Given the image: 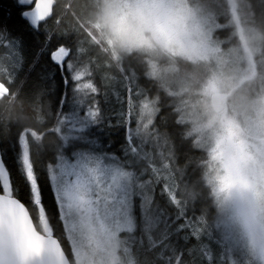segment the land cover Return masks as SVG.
Instances as JSON below:
<instances>
[{
	"label": "snow or ice",
	"instance_id": "snow-or-ice-1",
	"mask_svg": "<svg viewBox=\"0 0 264 264\" xmlns=\"http://www.w3.org/2000/svg\"><path fill=\"white\" fill-rule=\"evenodd\" d=\"M6 11L0 15L3 58L12 74L47 90L61 118L54 141L35 132L13 133L11 144L5 137L0 149V264H77V247L97 237L109 242L123 238L132 249L154 250L149 264H234L233 238L210 230L197 202L180 198L171 174L152 161L149 146L159 144L160 127L167 122L145 121L141 91L136 89V101L128 96L127 112L116 91L121 108L106 112L98 99L100 88L76 69L75 39L53 26L54 0H13ZM121 129H126L123 157L110 148ZM47 150L52 151L49 162L39 166ZM9 151L15 153L13 164L7 162ZM33 218L38 226L29 228Z\"/></svg>",
	"mask_w": 264,
	"mask_h": 264
},
{
	"label": "trees",
	"instance_id": "trees-1",
	"mask_svg": "<svg viewBox=\"0 0 264 264\" xmlns=\"http://www.w3.org/2000/svg\"><path fill=\"white\" fill-rule=\"evenodd\" d=\"M194 5H206L218 14L221 22L228 26L220 29L223 32L237 34L238 28L243 24L259 31L263 35L262 52L255 56L256 72L259 76L264 75V0H237V13L239 14L240 24L232 22V12L229 0H189ZM13 0H0V15H6L7 9L12 5ZM96 7V0H55L54 6V27L66 34H70L76 41L75 66L76 69L84 73L83 80H91L95 84L101 83L102 90L107 91V99L104 93L101 98V106L107 111L121 108L115 94L120 91L123 101V109L127 112V99L131 95L136 101V91H144V95L152 96L154 91L162 94L161 100L157 102L154 121L159 125L161 121L167 122V127H160L159 134L168 139L170 151H164L159 155L155 148L149 146L153 153L152 161L164 171L171 174L178 185V195L183 200L191 204L197 202V207L203 210L206 216V226L212 230L225 234L226 227L221 225L215 206L213 204V193L209 184L206 182V172L208 169L209 153L200 148L196 143L195 137L189 134L188 124L181 118V112L177 109L174 97L167 95L161 81L154 78L150 73L147 53L132 51L121 56L115 57L109 44L95 38L89 33L86 24L92 18ZM239 25V26H238ZM5 49L0 45V83L7 87V93L0 97V149L5 146V137L11 144V134L17 132H35L43 137L45 141H54L58 134V120L61 118L58 109L54 105L52 97L47 90L30 84L26 77L12 74L11 64L3 58ZM180 64L189 66L186 60L176 58ZM137 73V82L133 83L131 72ZM11 77V78H10ZM264 77V76H263ZM254 78V77H253ZM100 79V80H99ZM256 79V82H258ZM241 84V88L247 85ZM124 85H131V90L120 89ZM116 88V89H113ZM139 98L140 100L144 96ZM138 111V103L133 111L130 125L134 127L135 112ZM115 123V119L112 121ZM155 130V125L153 126ZM126 129H121V134L113 136L114 146H110L117 156L123 157L121 144L124 143L123 133ZM172 147V149H171ZM16 150L19 151L17 144ZM34 151V148H33ZM15 153L8 152V164L15 163L13 157ZM52 155L51 150H47L39 166L46 165ZM161 157V158H160ZM18 164L13 172V180L18 179ZM180 171V173L178 172ZM145 179L148 177L145 176ZM161 183L156 187L157 197ZM185 186V192L180 187ZM48 197L46 196V203ZM138 202V201H137ZM189 216H192L189 210ZM35 215V214H34ZM68 247V245H65ZM120 257L126 264H149L154 259L155 252L148 248L132 249L123 241L120 246Z\"/></svg>",
	"mask_w": 264,
	"mask_h": 264
},
{
	"label": "rangeland",
	"instance_id": "rangeland-1",
	"mask_svg": "<svg viewBox=\"0 0 264 264\" xmlns=\"http://www.w3.org/2000/svg\"><path fill=\"white\" fill-rule=\"evenodd\" d=\"M229 3L232 22L240 24L237 0H229ZM185 7L196 36L191 54L149 55L150 74L161 81L167 95L174 97L183 122L189 126V134L195 137L198 146L206 150L209 156L214 147L223 142L217 132V123L211 120L213 103L222 104L227 123L231 129L243 131L245 143L251 145L264 140V106L260 103L264 101V75H260L258 80L255 68V56L263 49V35L246 24L238 28L237 34H219L218 31L228 25L220 21L215 11L206 5L191 4L189 0H186ZM86 25L95 38L109 44L91 24ZM112 51L115 57L128 53ZM179 57L186 60L189 66L170 61ZM131 76L133 83H136L138 77L134 70ZM249 80L248 88V84L245 89L241 88ZM95 85L101 90L98 97L101 98L104 93L101 83L96 82ZM138 90L144 95L143 90ZM161 97L162 94L154 91L152 96L144 95L140 100L146 122L154 121L157 102ZM145 103L146 108L143 107ZM159 136L160 142L154 148L162 155L164 151H170V145L166 137ZM180 189L185 192V186ZM225 233L235 241L236 247L232 254L234 264H247L248 253L238 236L227 227ZM123 241V238H118L109 242L97 237L85 242L77 247V264H126L119 253Z\"/></svg>",
	"mask_w": 264,
	"mask_h": 264
},
{
	"label": "clouds",
	"instance_id": "clouds-1",
	"mask_svg": "<svg viewBox=\"0 0 264 264\" xmlns=\"http://www.w3.org/2000/svg\"><path fill=\"white\" fill-rule=\"evenodd\" d=\"M185 3L96 0L89 23L116 53L190 55L196 36ZM212 112L223 142L210 155L206 182L218 219L246 248L247 264H264V140L245 143L243 131L227 123L222 104L213 103ZM33 224L38 226L35 218Z\"/></svg>",
	"mask_w": 264,
	"mask_h": 264
},
{
	"label": "bare ground",
	"instance_id": "bare-ground-1",
	"mask_svg": "<svg viewBox=\"0 0 264 264\" xmlns=\"http://www.w3.org/2000/svg\"><path fill=\"white\" fill-rule=\"evenodd\" d=\"M7 91V87L0 83V97H2L3 95H5L4 93Z\"/></svg>",
	"mask_w": 264,
	"mask_h": 264
},
{
	"label": "water",
	"instance_id": "water-1",
	"mask_svg": "<svg viewBox=\"0 0 264 264\" xmlns=\"http://www.w3.org/2000/svg\"><path fill=\"white\" fill-rule=\"evenodd\" d=\"M54 6H55V0H54ZM89 30V29H88ZM27 219V216L25 215V220ZM33 221H28V227L32 228Z\"/></svg>",
	"mask_w": 264,
	"mask_h": 264
}]
</instances>
